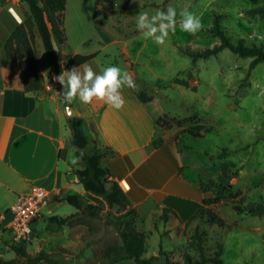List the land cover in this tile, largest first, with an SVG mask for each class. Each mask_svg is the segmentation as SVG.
Wrapping results in <instances>:
<instances>
[{
	"label": "rangeland",
	"instance_id": "1",
	"mask_svg": "<svg viewBox=\"0 0 264 264\" xmlns=\"http://www.w3.org/2000/svg\"><path fill=\"white\" fill-rule=\"evenodd\" d=\"M263 5L264 0H68L64 20L66 54L114 52L118 45L110 42L115 38L126 40L138 62L139 75L148 86L162 87V93L169 94L168 100L161 101L164 110L177 117L170 119L169 128L188 126L191 132L201 135H183L187 128L182 130L178 148L181 152L190 150L185 160L210 167L222 162L229 167L228 172L224 170L226 180L221 185L233 188L221 190L216 184L208 194L221 197V202L210 209L225 220V226L210 223L208 217H200L189 226L160 223L159 229L150 222L152 232L148 234L144 258L157 257L151 264H188L187 255L202 261L198 243L209 259L222 246L224 264H264V215L251 214L252 209L264 203V63L251 70L252 58H241L229 49L196 62L186 53L220 45L215 32L218 25L232 42L244 41L246 46L264 48V15L256 11ZM169 7L177 11L175 32H170L163 45L145 39L136 27L138 15L147 11L151 17ZM185 9L201 20L202 27L195 34L179 27L180 13ZM109 65L112 64L106 67ZM45 74L49 75L48 67L46 71L39 69L43 82ZM177 81L199 83L198 91L170 86ZM162 83L168 84L169 89L164 91ZM228 178L232 184H228ZM78 189L83 192L81 186ZM87 205L95 207L97 217L83 210L63 232L62 228L49 225L46 218L36 223V231L28 242L36 245L27 250L28 243H24L23 248L36 254L42 249L51 251L54 260L64 263L67 257L80 256L82 250L76 245V249L61 251L55 249L58 244L62 239L82 240L96 245L92 251L95 264H100L106 248L123 244L120 233L124 223L135 216L126 218L132 209L112 208L104 199L93 201L88 196ZM72 210L66 203L57 215L70 214ZM196 233L201 242L195 239ZM17 264H22L19 258Z\"/></svg>",
	"mask_w": 264,
	"mask_h": 264
},
{
	"label": "crops",
	"instance_id": "2",
	"mask_svg": "<svg viewBox=\"0 0 264 264\" xmlns=\"http://www.w3.org/2000/svg\"><path fill=\"white\" fill-rule=\"evenodd\" d=\"M22 26L34 34L33 47L38 68L43 71L49 68V75L45 74L44 77V88L38 93L25 89L20 63L10 58L6 49L12 34ZM53 38L63 70L76 55L94 57L85 64L91 65L95 72L101 73L108 63L118 65L129 72L139 90L146 91L152 97V101L142 103L132 89L125 86L121 89L125 100L122 109L116 110L98 101L84 104L78 99L72 106L76 116L83 121L87 137L100 149H109L103 164L111 168L114 174L111 180L117 181L120 187H127L121 188L128 197V209L136 211L138 229L148 235L152 232L148 227L150 222L158 229L161 228L160 223L170 227L185 224L186 218L195 214L203 204L206 197L203 184H210L211 190L213 185L224 184V170L227 171L229 167L222 162L219 166L210 167L202 166L196 160L186 161L190 150L181 152L178 146L182 142L181 137L186 134L182 135L181 132L185 128L189 130L188 126L168 129L158 127L156 123L161 117L177 118L161 105L163 99H169V94L162 93V87L148 86L139 75L136 67L138 62L126 40L113 39L110 44L118 45L114 52L101 50L66 54L65 47L55 36ZM17 47L15 41L14 48ZM17 51L24 54L25 50ZM52 75L44 44L33 24L28 4L23 0H0V215L9 210L17 195L28 193L34 187L45 189L52 199L50 207L37 222L57 215V211L67 203L61 201L69 195H80L84 200L88 198L76 174L81 166L72 164L69 158L70 153L77 156V148L70 125L72 117L61 100L63 85L53 83ZM170 86L197 92L199 83L194 85L177 81ZM163 87L164 91L169 89L168 84H163ZM227 180L228 184H232L231 178ZM80 186L83 192L79 191ZM72 207L74 210L70 214L58 216L67 217L81 212ZM165 209L175 214H170V220L166 223L161 220ZM66 228H62L61 232ZM169 229L166 227V230ZM33 245L36 243H28L26 249ZM76 245L82 250L80 256L74 259L67 257L64 263L55 260L54 264H69L72 261L95 264L92 251L95 244L62 239L55 249L73 250ZM12 246V233L5 229L4 223H0V264L3 259L17 262L19 257ZM41 251L52 254L45 249ZM28 253L32 256L38 254ZM19 259L24 264V259Z\"/></svg>",
	"mask_w": 264,
	"mask_h": 264
},
{
	"label": "trees",
	"instance_id": "3",
	"mask_svg": "<svg viewBox=\"0 0 264 264\" xmlns=\"http://www.w3.org/2000/svg\"><path fill=\"white\" fill-rule=\"evenodd\" d=\"M30 8L31 19L33 24L37 28L38 34L44 44L50 70L60 75L63 71H70L75 67L81 66L86 62H89L94 57L76 55L74 56L68 65L63 70L61 68V58L54 44L55 36L59 43L63 46H67V37L65 34L64 20L67 10L68 0H23ZM264 15V5L256 9ZM215 32L220 39V45L209 48L204 51L194 52L187 51L194 61L200 59H209L211 57L219 55L224 50H231L235 55L241 58H252L251 70L258 64L264 63V48L258 46H246L244 41L234 43L227 36L224 30L219 25L215 28ZM31 33V35H30ZM18 43V47L14 48V42ZM35 37L31 31H28L25 26L18 28L10 37L6 44L7 53L10 58L15 61H19L21 72L20 75L24 81L25 89L28 92L38 93L44 88L43 81L39 75V68L37 62V54L34 51ZM17 49H23L24 54H21ZM132 89V88H131ZM134 95L142 103H148L152 101V97L144 90H139L137 87L132 89ZM61 100L63 97L61 95ZM169 116L161 117L157 121L158 127L169 128L170 124ZM177 122V121H176ZM70 125L74 137V145L77 148V157L79 160L77 164L81 166L77 170L76 174L79 178L81 185L83 186L86 194L92 198L93 201H99L104 199L110 207L118 206L120 209H127L129 206V200L124 193L119 183L110 178L114 176L111 168L104 166L103 161L109 153V149H100L95 142H92L83 130V121L80 117L76 116L70 118ZM191 133L196 137H200V134L193 133L187 130L185 133ZM222 189H232L230 186L218 185ZM203 189L206 193V197L203 200V204L199 206L196 213L187 217L185 225L189 226L194 220L200 217H208L209 222L225 226L224 219L215 214L210 207L219 204L221 197H208V194L213 190L210 189V184H203ZM61 202H67L71 206H74L80 211H86L90 216L97 217L98 213L95 211V207L92 205L85 206V200L80 195H69L65 197ZM170 214L173 211L165 209L161 215L163 222L170 220ZM253 216L264 215V203L258 205L251 210ZM136 216L135 210H130L126 213L125 217ZM75 215L62 217L51 216L48 218L49 225L56 228H64L73 223ZM121 237L123 244L121 246H110L106 248L103 256V260L100 264H119L124 261L134 260L136 264H151L157 257L145 259L146 245L148 241L147 233L140 231L135 223V218L127 219L124 223V228L121 231ZM195 239L202 241L199 233H196ZM14 251L17 257L24 259V264H44L55 263L52 254H48L45 251H41L35 256L30 255L22 245H13ZM198 247L201 249L202 261L193 260L187 255L188 264H206L212 262L213 264H224L222 261L223 247L220 246V250L216 253V256L209 259L203 255V246L198 243ZM1 264H17L16 260H2Z\"/></svg>",
	"mask_w": 264,
	"mask_h": 264
},
{
	"label": "clouds",
	"instance_id": "4",
	"mask_svg": "<svg viewBox=\"0 0 264 264\" xmlns=\"http://www.w3.org/2000/svg\"><path fill=\"white\" fill-rule=\"evenodd\" d=\"M180 15L182 19L179 27L182 31L195 34L202 27L201 20L195 13L185 9ZM176 17L177 11L173 7H169L166 12L157 11L151 17L147 11H144L138 15L136 27L145 39L151 38L155 44L163 45L170 32L174 33L176 30ZM55 79L63 85V103L69 113L77 99L84 104L98 101L113 109H122L125 100L121 89L125 86L132 89L136 87L129 72L115 64L103 68L99 74L91 65L84 64L70 71H63ZM69 158L72 164H76L79 160V157L72 153L69 154Z\"/></svg>",
	"mask_w": 264,
	"mask_h": 264
},
{
	"label": "built area",
	"instance_id": "5",
	"mask_svg": "<svg viewBox=\"0 0 264 264\" xmlns=\"http://www.w3.org/2000/svg\"><path fill=\"white\" fill-rule=\"evenodd\" d=\"M56 76L58 75L53 73V83L58 82ZM122 188L127 189L123 185ZM51 202L50 193L41 187H34L30 192L16 196L9 210L0 215V223H4L5 229L12 233L13 245L23 246L31 241L36 222L43 217ZM49 213L53 214L52 211Z\"/></svg>",
	"mask_w": 264,
	"mask_h": 264
},
{
	"label": "water",
	"instance_id": "6",
	"mask_svg": "<svg viewBox=\"0 0 264 264\" xmlns=\"http://www.w3.org/2000/svg\"><path fill=\"white\" fill-rule=\"evenodd\" d=\"M68 114H69V116L72 117V118H73V117H76V111L74 110V108H72V111H71L70 113L68 112Z\"/></svg>",
	"mask_w": 264,
	"mask_h": 264
}]
</instances>
